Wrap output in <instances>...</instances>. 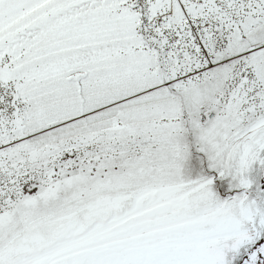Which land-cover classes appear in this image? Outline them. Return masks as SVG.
<instances>
[{
    "label": "snow or ice",
    "instance_id": "obj_1",
    "mask_svg": "<svg viewBox=\"0 0 264 264\" xmlns=\"http://www.w3.org/2000/svg\"><path fill=\"white\" fill-rule=\"evenodd\" d=\"M0 264H264V0H0Z\"/></svg>",
    "mask_w": 264,
    "mask_h": 264
}]
</instances>
